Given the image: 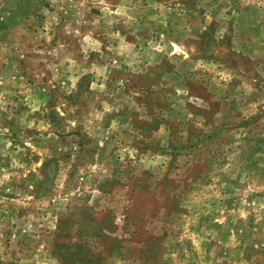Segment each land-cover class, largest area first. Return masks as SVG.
I'll return each mask as SVG.
<instances>
[{"label": "rangeland", "instance_id": "1", "mask_svg": "<svg viewBox=\"0 0 264 264\" xmlns=\"http://www.w3.org/2000/svg\"><path fill=\"white\" fill-rule=\"evenodd\" d=\"M0 264H264V0H0Z\"/></svg>", "mask_w": 264, "mask_h": 264}]
</instances>
